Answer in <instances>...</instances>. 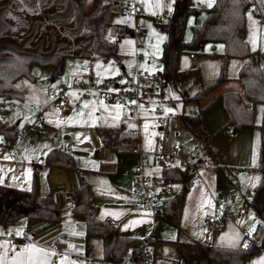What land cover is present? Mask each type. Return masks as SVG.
<instances>
[{"label": "trees", "instance_id": "obj_1", "mask_svg": "<svg viewBox=\"0 0 264 264\" xmlns=\"http://www.w3.org/2000/svg\"><path fill=\"white\" fill-rule=\"evenodd\" d=\"M116 5L117 1L109 0H0V115L6 112L7 100L23 99L20 82L22 79H33L31 62L49 66L51 81L60 77L66 56L88 59L99 56L103 61L118 62L120 55L116 51L117 40L132 33L127 27L109 23ZM247 8H251L264 20V0H214L201 22L192 24L191 38L186 42L182 39L184 15L187 12L196 14L199 8L190 6L188 0H178L177 7L160 26L166 32L160 54V74L164 77L173 79L178 75V56L184 46L201 47L204 42L216 41L223 43L215 78L188 97L196 102L227 79L226 65L230 57L244 59L236 74L242 86V94L228 91L220 97L227 116L226 125L233 131L254 125L253 105L264 103V64L258 62L256 53L249 48L245 38L244 15ZM106 26L109 35L105 34ZM189 53L194 55L191 51ZM209 54L216 55L214 51ZM216 101V97L211 98L204 108ZM177 116L181 125L200 141L199 152L206 153L203 144L211 134L204 123L201 108L195 113L180 112ZM17 128L16 124L5 119L0 121V134L10 143L15 139ZM258 128L260 140L256 169L260 177L252 187L249 205L262 223L260 242L250 243L247 247H233L205 243L198 239L184 241L182 246L194 259V264L202 259L212 264L221 261L244 264L245 257L264 248V124H259ZM94 132L100 145L115 153L129 152L131 146L137 145V132L120 125L95 124ZM44 162L49 167H75L70 153L59 148H51L45 154ZM210 164L219 168L213 155ZM161 176L179 182L178 191L166 198L165 212L162 214L173 223L179 216L183 194L188 187V175L174 167L162 170ZM70 197L71 212L85 217V237L100 238L101 258L104 262L115 261L136 240L118 234L115 227L97 217V205L93 203L91 189L86 183L74 187ZM19 218L50 222L58 220L54 200L49 195L38 193L34 178L27 189L0 187V225L12 224Z\"/></svg>", "mask_w": 264, "mask_h": 264}, {"label": "crops", "instance_id": "obj_2", "mask_svg": "<svg viewBox=\"0 0 264 264\" xmlns=\"http://www.w3.org/2000/svg\"><path fill=\"white\" fill-rule=\"evenodd\" d=\"M177 5L178 0L175 3V8ZM247 9L244 15L245 38L249 48L256 53L258 62L264 64V53L260 54V47L256 40L257 35L262 32L264 20H261L251 8H249L250 11H247ZM120 11H123V5L120 7ZM194 23L198 22L193 21L192 24ZM129 30L131 31V29ZM162 33L160 48L156 55L154 54L153 56L148 53L146 57H142L141 59L134 58L136 63H140L143 67L154 68L159 73L162 67L160 60L161 44L166 38V32L163 31ZM217 42L222 43L220 41L208 42L212 49L211 51H214L213 47ZM186 51V46H184L181 53ZM180 54L178 56V66ZM189 54L188 52L190 59L195 58L194 55L189 56ZM233 58L237 59L238 62L231 66L229 62ZM243 60L242 58L230 57L228 59L227 71L230 68L232 71L228 72L227 79L216 86L203 99L198 102L195 101L194 106H189L185 111H181L192 114L201 108L204 123L211 134V137L203 144L207 150L206 153L199 152L201 143L197 138H195L197 139L196 145L192 146L191 149L183 150V156L187 157L188 155V159L192 163L197 164V166H201L203 163L204 166L209 165L213 167L210 164L212 155L217 164L227 166L234 163L230 158L235 157L239 152L241 148L240 140L242 138H247L250 155L252 153L256 139L254 125L258 127L259 124L264 123H254V125L244 126L237 131H233L230 126L226 125L227 116L220 102V97L225 92L235 91L242 94V86L236 79V74ZM120 61L119 58V61L116 63L120 64ZM43 66H45L44 75L48 81L50 68L46 65ZM120 68L126 75L125 68L123 66H120ZM35 69V66H31L30 64V70L33 74V79L30 82L31 85L28 84L29 82H20L24 97L21 100H14V106L11 107L14 119L11 118L8 122L16 124L18 128L25 127L30 121L29 115L31 114L32 106L37 107L41 111L42 115L46 118V122L38 123L33 129H26L30 132L27 135L22 131L18 137L16 146L12 144L15 151L12 156L0 152V187L8 186L27 189L34 178L38 193L40 195H49L54 200L58 212V220L50 222L19 218L12 224L0 225V264H86L89 262L111 264V262H104L101 258L102 246L100 238L98 236L85 237V217L82 214H73L71 212L72 202L70 192L80 183H86L91 189L93 203L97 205V217L108 224L110 223L109 225L115 227L117 233L122 236L138 239L140 236L147 234L148 231L150 232V227L152 231L154 219L141 205L139 187L130 176L132 167H124V157L126 155H136L131 152L115 153L112 149L101 146L94 132V125H120L124 129H132L124 126V123H122L123 109L122 106H118L119 103L115 101L103 103L89 99L88 102L83 100L81 105L74 109L79 116L78 121L81 130L74 134L61 132L64 120L62 115L63 113L67 114V112L54 106V99L52 100L51 97L55 98L58 91H47L41 82L36 80L33 72ZM56 79L49 81L52 83ZM83 81L92 89H106L105 83L93 84L91 81L84 80V78ZM153 81H149L151 89L154 85ZM61 83L62 79L58 81L56 88L60 87L59 84ZM111 83L113 85L107 89L115 90L117 87L124 85L123 82H116V79H113ZM203 85L199 83L198 88ZM71 89L67 88L64 90L72 92L71 96H77L78 98L77 92L72 87ZM192 94L181 93L183 108L186 102L192 100L188 98ZM213 97H216L217 101L204 108L205 104ZM157 101L154 100L153 102L158 103ZM245 102L249 105L248 101ZM261 104L264 105V103ZM259 107V103H255L253 105V112L254 109L257 112L260 109ZM5 117L7 120L8 116L6 115ZM177 119L179 127L187 131L181 125L178 116ZM161 128V126H158V129ZM58 132L60 133L58 134ZM177 135L178 131L174 133L170 142L164 147L165 150L169 151L173 144L179 142ZM54 137L56 138L53 139ZM183 137L185 138V136ZM137 138V145L140 146L138 132ZM156 145L160 146L157 142ZM51 148H59L69 152L75 167L47 166L44 162V156ZM144 150L152 152L155 149ZM228 155L230 156L228 157ZM193 158H200L202 161H193ZM213 169L217 171L216 168L213 167ZM256 170L258 174L255 175L253 186L260 177L259 170ZM157 171V169H154V172ZM23 232L26 233V237L22 239L21 235ZM219 243L221 245L232 244L226 241H219ZM53 244L57 245L56 249L52 247ZM239 247H242V245H239ZM179 248L180 245H178ZM53 253L55 254L53 255ZM131 264H142V261L135 259ZM198 264L212 263L202 259ZM214 264L228 263L221 261ZM244 264H264V250L245 257Z\"/></svg>", "mask_w": 264, "mask_h": 264}, {"label": "rangeland", "instance_id": "obj_3", "mask_svg": "<svg viewBox=\"0 0 264 264\" xmlns=\"http://www.w3.org/2000/svg\"><path fill=\"white\" fill-rule=\"evenodd\" d=\"M109 1L118 2V5L115 6L114 12L109 18V23H117L122 27L134 30L133 36L127 34L119 37L117 40L116 51L120 54L121 63L117 64L114 61L104 62L99 56H93L91 59L80 56H66L64 58L61 76L50 83L44 75L45 66L31 62V66L34 65L36 68L33 70L36 80L41 82L42 86H44L47 91L71 89V83L76 76L82 79L84 78L86 81H91L93 84L105 83L107 89L113 85V83H111L113 79H116V82H123V84H125L127 71L134 66L148 73H156L157 78L153 81L154 85L152 88L153 96L150 97L147 103L139 107V114L137 117L130 114L127 108L120 104L118 105L120 107L122 106L123 109L122 123H124V126L130 127L132 130L138 132L139 144L141 146L139 147L147 150H158L165 147L167 143L170 142L172 136H174V133L178 131L177 140L180 144L178 155L181 158L188 159V155L187 157L183 156V150L191 149L192 146L197 144V139L179 127L176 114L185 111L189 106H194L195 101L190 99L191 101L186 102L183 108L181 93H194V91L198 89L199 83H201V85L207 84L215 78L221 60V53L223 52L222 43H215L213 49L217 55L214 57L209 54L212 49L208 42L203 43L201 47L186 46L187 51L180 54L178 75L173 79L164 77L154 68L143 67L140 63H136L134 58L137 57V59H141L142 57H146L148 53L153 56L157 54L160 48V39L163 35V30H161L160 26L175 8L177 0H135L139 5V13L126 26L123 24V11H120V7L126 0ZM213 2L214 0H212V4ZM188 4L190 6H196L199 9L195 16L191 12H187L184 15L182 35L186 42L191 38V26L193 21H197L198 23L199 21L201 22L209 8L208 0H188ZM247 11H250V9L248 8ZM105 34L109 35L108 26L105 27ZM257 36L256 40L260 47V54H263V23L262 32ZM110 38L114 37L110 36ZM189 51L194 53L195 58L190 59L188 57ZM237 62L238 60L233 58L229 63L232 66L235 63L237 64ZM120 66L125 68L126 75L122 72ZM227 69L228 62L226 65V74L232 71L231 68L229 71H227ZM60 79H62V83L59 84L61 88L58 87V90L56 84H58ZM22 81H25V83L29 82L28 84L31 85L30 80L22 79L21 82ZM53 85H55V87H53ZM68 95L69 101L66 102V106L63 104V106L58 107L67 112V114L63 113L62 115L64 120L60 131L66 134H74L81 130L78 121L79 116L74 110L77 107L75 101L80 100L82 102L85 100L88 102L91 98L84 97L79 99L77 96H71L72 92H68ZM51 99L53 100L54 98L51 97ZM154 100H158V103H154ZM113 101L115 100L110 102ZM155 104H158L160 107L159 113L154 112ZM13 106L14 105H5L6 112L3 116L4 119L6 115L8 116L7 121H10L11 118L14 117L11 109ZM54 106L57 107L56 105ZM259 106L260 109L257 112L254 109L253 112V122L255 124L260 122L264 123V105L259 103ZM157 116L160 117L159 120H157ZM29 117L30 123L32 121V115L30 114ZM158 126L162 128L158 129ZM254 127L256 139L251 155L249 141L246 140L247 138H242L240 140L241 148L239 152L235 157L230 158L234 163L228 164L227 166L219 164L217 171L209 165L204 166L202 163L201 166H198L197 172L191 173L188 176V179L193 180V182L188 183L187 190L183 194L177 221L172 223L162 215H157L153 218L155 227L152 231L150 227V232L148 231L147 234L139 237V239H141L152 234L151 238L153 240L149 242L148 245L150 264H194V259L182 246L184 241L193 239L216 245H221L219 241H226L232 244H223L224 246L239 247V245H242V247H244L245 244L249 243L246 237L253 233L254 240L252 243L258 244L260 242L263 233L262 223L253 213L249 205L251 188L254 183L255 175L258 174L255 167L257 164L260 138L258 127L255 125ZM23 133L27 135L30 132L23 128ZM59 133L60 132H58V134ZM156 136H160L163 139L162 145H156ZM183 136H185V138ZM55 138L56 137L53 139ZM17 143L18 137L15 136L12 144L16 146ZM0 149V152L7 154V150L1 147ZM229 156L230 155H228V157ZM124 158V167L131 166L133 168L137 163V158L134 155H126ZM178 188L179 185L174 184L170 194L176 193ZM241 203L245 204L247 213V217L244 220H226L218 227L213 226L211 220L216 218L222 209L239 214ZM241 227L245 230L243 231ZM178 245H180L179 249ZM263 250L264 248H261L255 253H259Z\"/></svg>", "mask_w": 264, "mask_h": 264}, {"label": "built area", "instance_id": "obj_4", "mask_svg": "<svg viewBox=\"0 0 264 264\" xmlns=\"http://www.w3.org/2000/svg\"><path fill=\"white\" fill-rule=\"evenodd\" d=\"M139 5L135 0H126L123 4V24L128 25L131 20L139 13ZM132 36L134 30L131 29ZM193 56V54H189ZM157 78L156 73H148L145 70H140L136 66L129 68L126 75L125 84L117 87L115 90L107 89H92L87 86L83 79L76 76L71 87L77 92L78 98L90 97L93 100H98L103 103L110 102L112 100L117 101L120 105L127 108L130 114L135 117L139 114V107L149 101L152 95V89L149 81ZM69 101L68 92L65 90H59L53 100L57 107L65 105ZM135 102V103H132ZM14 99H9L5 102V105H13ZM75 105L79 107L81 105L80 100L75 101ZM154 112L159 113L160 107L158 104L154 106ZM32 121L27 123L23 128L33 129L38 123H45L46 118L42 115L41 111L32 106L31 111ZM160 117L157 116V120ZM4 120V116L0 115V121ZM23 128H17L15 136L19 137L23 131ZM128 140V139H127ZM155 141L159 145L163 144V139L160 136L155 137ZM1 148L7 150V154L12 156L14 154V148L12 143L8 142L7 139L1 135L0 137ZM180 149L179 142L172 145L169 151L165 150L164 147L148 152L138 145H133L130 148L131 153L137 156V163L134 165L130 172L132 180L138 185L140 190V202L141 205L150 213L154 218L157 215H162L165 212V201L166 198L172 194L173 185L179 184L178 181L172 180L171 178H165L161 176L162 170L167 168H179L183 170L187 175L195 173L198 170V166L192 163L189 159L181 158L178 153ZM157 169V172H154ZM192 183L193 180L188 179V183ZM247 217L245 204H240L239 214H235L232 211L222 209L220 214L211 220L213 226H220L226 220H244ZM154 221V220H153ZM110 224V223H109ZM155 227V222L152 229ZM244 231L245 229L241 227ZM26 233L23 232L21 238H25ZM248 244L254 240V234H250L247 237ZM151 240V234L145 238L136 239L128 245L125 252H123L115 261L111 264H131L133 260L140 259L142 264H150V256L148 245ZM54 249L57 248L56 244H53Z\"/></svg>", "mask_w": 264, "mask_h": 264}, {"label": "snow or ice", "instance_id": "obj_5", "mask_svg": "<svg viewBox=\"0 0 264 264\" xmlns=\"http://www.w3.org/2000/svg\"><path fill=\"white\" fill-rule=\"evenodd\" d=\"M208 6L211 7L212 6V0H208ZM53 87H55V85H53ZM135 103V102H132ZM245 247H247V244H245ZM55 253H53L54 255Z\"/></svg>", "mask_w": 264, "mask_h": 264}]
</instances>
